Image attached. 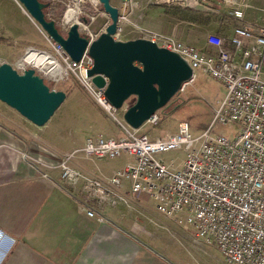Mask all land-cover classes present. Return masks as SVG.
<instances>
[{"label": "built area", "instance_id": "built-area-1", "mask_svg": "<svg viewBox=\"0 0 264 264\" xmlns=\"http://www.w3.org/2000/svg\"><path fill=\"white\" fill-rule=\"evenodd\" d=\"M51 1H61L68 11L72 5L80 7L85 3V0ZM92 2L95 7L101 4L99 0ZM200 2L197 0L198 8L206 10L212 6L210 11L219 16L228 9L230 19L236 23L228 42L216 34L208 35L206 45L214 51L198 49L160 33H142L147 40L179 54L190 65L193 75L183 90L194 82L196 71L224 87L225 97L218 102L211 123L200 136L192 137L187 121L179 124L177 133L166 138L151 139L140 134V129L125 122L126 107L112 106L105 88H98L88 77L94 63L88 52L75 62L62 45L50 38L55 55L43 52L58 62V74L26 60L35 49H28L12 64L13 68L20 74L35 69L53 83L70 74L75 76L126 135L118 139L89 137L80 148L67 153L48 151L46 159L34 162L49 170H59L62 182L70 190L80 188L78 201L82 210L101 223L107 222L102 214L105 206L125 205L134 213L137 223L165 228L150 219L140 204L144 199L152 200L163 220L177 219L192 245L201 248L214 245L224 259L223 264H264V18L250 19L248 10L252 7L241 0ZM74 24L90 44L104 32H93L80 22L79 15L78 21L71 24L64 19L63 27L69 31ZM159 121L157 112L145 124L156 126ZM234 123L240 131L230 139L224 129ZM181 149L186 153V161L180 170L158 158L160 154ZM122 155L131 156L133 161L108 178L87 173L76 165L79 157L94 162ZM41 174L49 178L48 173Z\"/></svg>", "mask_w": 264, "mask_h": 264}, {"label": "crops", "instance_id": "crops-1", "mask_svg": "<svg viewBox=\"0 0 264 264\" xmlns=\"http://www.w3.org/2000/svg\"><path fill=\"white\" fill-rule=\"evenodd\" d=\"M9 23L11 31H16L18 37L23 35L11 19ZM5 62L12 65L9 60ZM52 119L39 128L22 116L10 119L0 113V264H223L214 245H192L177 219L163 220L152 200L144 199L140 204L150 219L165 228L137 223L125 205L105 206V223L88 217L78 201L80 188L70 190L62 182L59 170L41 167L35 164L36 158L27 155L32 152L33 134L45 141L53 139V135L58 140L56 148L44 149L40 158L46 159L48 151L70 152L82 147L87 138L102 135L104 130L82 142L71 141L51 130ZM99 126L95 123L96 129ZM119 134L103 137H123ZM123 156L94 162L79 157L76 165L87 173L108 178L133 161L129 155L123 161ZM52 159L58 162L57 158ZM47 161L50 162L48 158ZM41 172L48 173L49 178Z\"/></svg>", "mask_w": 264, "mask_h": 264}, {"label": "rangeland", "instance_id": "rangeland-1", "mask_svg": "<svg viewBox=\"0 0 264 264\" xmlns=\"http://www.w3.org/2000/svg\"><path fill=\"white\" fill-rule=\"evenodd\" d=\"M40 1L47 5L45 10L47 17L57 23L62 34L67 35L68 28L63 25L69 8L61 1L55 3L51 0ZM92 1L85 0V3L79 7V20L86 23V27L95 33L105 31L110 24L109 15L105 13L102 4L95 7ZM111 3L119 9L120 13V29L114 38L122 42L146 39L142 34L143 31H152L198 49L207 50L210 47L206 46L205 39L209 34H216L228 42L233 27L236 25L230 19L228 9L225 10L226 13L219 16L210 11L213 9L212 6L207 7L206 10L198 8L197 0H111ZM200 3H203L202 0ZM246 3L258 11L255 13L254 9L248 10L249 18L258 20L264 18V0H246ZM75 6L72 5L71 9ZM10 19L15 28L23 34L22 36L18 37L16 31V33L11 31ZM83 29L86 30L85 27ZM81 34L84 35V32L81 31ZM28 49H35L39 52L47 51L55 55L50 37L32 20L20 2L0 0V65L8 60L15 64ZM195 73L194 82L176 95L167 108L159 111V123L156 126L144 124L139 130L140 134H146L151 139L166 138L167 135L177 133L179 124L187 121L192 137L200 136L204 128L211 123L218 102L224 99L225 89L220 83L209 79L200 71ZM37 74L43 77L40 71ZM44 80L52 89L62 90L67 94L66 101L50 122L49 127L55 133L60 136L66 135L71 141L78 139V142L84 141L87 136L101 130H104L101 135L104 137L117 136L118 132H120L119 136L126 135L125 131L98 105L75 76L70 74L68 78L58 83L50 82L45 78ZM134 101L135 98L128 100L125 107L132 106ZM0 113L10 119L11 117L19 119L21 116L2 102H0ZM95 123L101 125L97 127L99 129H96ZM239 131L240 127L236 123L224 129V133L230 139ZM32 136L30 146L33 150L31 148L32 152L29 153L30 156L27 155V158L34 157L38 160L43 156L44 149L56 148L55 143L58 140L54 135V138L48 141L38 134ZM158 158L166 164L172 163L174 168L180 170L186 161V153L181 149L160 154ZM127 159L125 155L122 158L123 161Z\"/></svg>", "mask_w": 264, "mask_h": 264}, {"label": "water", "instance_id": "water-1", "mask_svg": "<svg viewBox=\"0 0 264 264\" xmlns=\"http://www.w3.org/2000/svg\"><path fill=\"white\" fill-rule=\"evenodd\" d=\"M18 1L75 62L88 52L94 62L88 77L98 88H105L112 106L123 109L128 100L135 98L124 113L125 122L133 129L139 130L153 115L167 108L192 78V68L175 52L146 39L115 40L120 13L111 0H99L110 24L91 44L77 24L71 26L67 35L62 34L56 22L47 17V5L40 0ZM66 99V92L52 89L35 69L20 74L9 63L0 65V102L36 127L46 126Z\"/></svg>", "mask_w": 264, "mask_h": 264}, {"label": "bare ground", "instance_id": "bare-ground-1", "mask_svg": "<svg viewBox=\"0 0 264 264\" xmlns=\"http://www.w3.org/2000/svg\"><path fill=\"white\" fill-rule=\"evenodd\" d=\"M81 0H77V2H80ZM80 8L78 5L75 6L74 9H70L65 17L66 23L71 24L78 21V15H79ZM33 20V19H32ZM85 27V26H83ZM86 28V27H85ZM27 61L33 62L36 66L47 69L51 68L52 74L56 75L60 72L58 62L51 58L48 53L45 52H39L36 50H31L28 56L26 57Z\"/></svg>", "mask_w": 264, "mask_h": 264}, {"label": "trees", "instance_id": "trees-1", "mask_svg": "<svg viewBox=\"0 0 264 264\" xmlns=\"http://www.w3.org/2000/svg\"><path fill=\"white\" fill-rule=\"evenodd\" d=\"M46 13V12H45ZM46 15H47V13H46ZM57 24V23H56ZM57 27H58V25H57Z\"/></svg>", "mask_w": 264, "mask_h": 264}]
</instances>
